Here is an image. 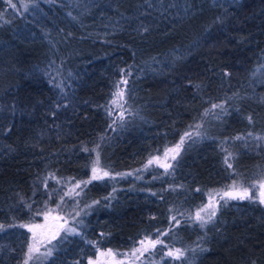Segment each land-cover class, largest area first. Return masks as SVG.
<instances>
[{
    "label": "trees",
    "instance_id": "obj_1",
    "mask_svg": "<svg viewBox=\"0 0 264 264\" xmlns=\"http://www.w3.org/2000/svg\"><path fill=\"white\" fill-rule=\"evenodd\" d=\"M75 2L82 22L55 26L49 51L0 2V264L23 263L21 225L40 220L47 177L86 180L95 154L111 173L135 170L188 132L160 176L90 182L80 235L60 237L43 264H88L146 238L163 243L142 264H264L260 202L221 201L203 227L191 218L264 170V0Z\"/></svg>",
    "mask_w": 264,
    "mask_h": 264
},
{
    "label": "rangeland",
    "instance_id": "obj_2",
    "mask_svg": "<svg viewBox=\"0 0 264 264\" xmlns=\"http://www.w3.org/2000/svg\"><path fill=\"white\" fill-rule=\"evenodd\" d=\"M0 2H2V4L4 3L5 10H12L15 13V16L19 18V21L22 24V28H25L23 30L26 31V27H27V33H28L27 38L29 39V42L32 43L35 41L37 42L43 40L44 44L47 47V51H49L50 48L52 49V46L53 47L55 46V44H53L54 42L51 44V42L55 38L54 35L55 26L63 25L66 27L70 25V23H81L83 20V16L72 14L73 12L71 13V10H69L68 8L69 4L76 3L75 0H0ZM12 5H15V7H12ZM80 7L81 6H77L74 9ZM83 12H88V10H85ZM27 24L28 26H26ZM33 26L34 27L39 26V27L37 29H34ZM8 48L9 46H5V45L2 47V49L5 50ZM52 68L54 69L55 67L52 66ZM53 71H51V73ZM60 74L61 73L59 72L56 75H53L52 77L53 81L56 82L57 87H60L63 80ZM0 81L1 82L5 81L3 75H0ZM114 100L118 102V100L120 101L121 99L115 97ZM117 102L114 103L115 109L118 108V105H116ZM118 117L121 118V112L118 113ZM188 133L191 134L190 137L193 136L192 132H188ZM182 137L184 138V142L189 138V136L186 135H183ZM181 138L176 144L166 148L162 154L150 158L149 160H153L152 164H149L148 163L149 160H148L143 166L135 170H122L119 172L111 173L104 166H102L99 160V165H98L99 174L102 175L103 172H107L108 175L104 176L102 179H92L93 176L92 168L94 166V162L97 159V154H95L89 178L86 180L71 182L69 180H62L59 178L57 179L55 177H51L50 179L47 177L43 181V183H46L48 180H52L53 184L56 185V187L52 191V193L50 194L47 193L48 194L47 197L43 199L42 202L43 206L41 207V211H40V220L36 222L24 224L29 226L40 225L41 227L37 229V232L40 234V238L44 241L43 244L38 245L39 252L34 254V257L29 261V264H43L55 252L56 241L60 237L80 235V231L78 229V225L81 223L80 217L88 207L87 203L84 204L82 203L81 193L83 189L90 182L99 181V180L100 181L110 180L118 183L121 180H128L131 182V179L137 182L140 181L146 182L149 181L150 179L156 178L157 176H160L166 171L165 168L161 167L160 165L164 163H168L171 164L172 166L174 161L176 160V159L173 160L172 156L175 155L177 158L178 155L180 154L184 142L178 150L169 151L167 157H165V151L169 149H176V146L181 143ZM157 157L159 158L158 161L154 159ZM170 168H168L167 170H169ZM86 181H90V182L87 184L83 183ZM261 182H264V170H262L258 174H255V176L252 177V180L247 184L242 185V183L238 181L232 182L227 189L208 195L204 205H202L199 209H197L192 214L191 218L193 219V221L198 222L195 220V214L198 211H200V209L203 208L205 205L209 204L210 197L213 198L212 203L215 205L216 213L218 211L219 203L224 200L253 199L259 202L258 197L262 191V189L259 187ZM43 183H42L43 185L42 187L45 186ZM77 183H80L79 188L76 187ZM233 184H235V191L237 192L242 193L244 189H247L248 197L244 199H239V198L229 199L227 197H224V199H221V196H223L224 192L228 191L230 186H232ZM52 194H55V201L52 204H50L51 203L50 196ZM201 215L205 216V219H207L206 213L202 212ZM57 217L59 219H57ZM24 228L29 232V244H28L29 246L33 242L32 241L33 233L30 232L27 227ZM67 229H75V232H68L66 231ZM53 233H58V234L56 235L55 239H51V242L49 243L48 241ZM150 240H156V239H150ZM156 246H158V244ZM156 246L154 248H151V246H149L150 251H144L142 254L137 252L135 256L133 255V249L141 248L142 246L140 242L133 249H129L125 251H115L112 249L110 250H112V252L116 254L115 255L116 261H123V264H142L144 256L149 255L156 248ZM49 249H51V255H47ZM108 250L109 249L97 250L96 257L91 260L93 261V264H97V262H100V264H109V262L112 259L111 257L100 256L101 252H107ZM170 250L168 249L165 251V256L173 258L172 256L167 255V253ZM174 250L176 249H173L172 251ZM25 258L26 257H24V260ZM22 264H24V261Z\"/></svg>",
    "mask_w": 264,
    "mask_h": 264
},
{
    "label": "snow or ice",
    "instance_id": "obj_3",
    "mask_svg": "<svg viewBox=\"0 0 264 264\" xmlns=\"http://www.w3.org/2000/svg\"><path fill=\"white\" fill-rule=\"evenodd\" d=\"M12 7H15V5H12ZM121 83H127V81H122ZM117 88H119V84L117 85ZM123 91L120 90V91H117L116 93H114V96L122 99L123 98ZM117 101L114 100L113 103H116ZM217 107H222V105H213V108H217ZM123 117V113H121V118ZM249 121L251 122V117L248 118ZM186 136H189L190 137V133H186L185 134ZM251 135V134H249ZM237 139H240V137H237ZM184 142V138L182 137L181 138V143L178 144L176 146V149H169V150H166L165 151V157H167L168 155V152L169 151H176L180 148V146L183 144ZM87 151V149H85ZM231 154H229L230 156ZM155 160L158 161V157L157 158H154ZM172 159L175 160L176 159V156L173 155L172 156ZM229 161V157H226L225 158V163L228 165L229 168L232 167L231 163L228 162ZM149 164H152L153 163V160H149L148 161ZM98 165H99V156L97 155V159L96 161L94 162V166L92 168V172H93V176H92V179H102L104 176H107L108 173L107 172H103L102 175L99 174V169H98ZM161 167L165 168V170L167 171L168 168L171 167V164H168V163H164V164H161L160 165ZM90 181H86V182H83L85 184L89 183ZM76 187L79 188L80 187V183H77L76 184ZM259 187L262 189L258 199H259V202L264 204V182H261ZM224 197H227L229 199H236V198H239V199H244L246 197H248V190L247 189H244L243 192H237L235 191V184H233L232 186H230L229 190L228 191H225L223 196H221V199H224ZM212 197H210L209 199V204L205 205L203 208L200 209V211H198L196 214H195V220L200 222L201 226L203 227L204 224H206L207 222L211 221L215 216H216V208H215V205L212 203ZM227 201H225L226 203ZM204 212L206 213L207 215V219H205V216L201 215V213ZM57 219H59L57 217ZM175 219V218H173ZM21 227H27L28 230L30 232L33 233V236H32V244H30L28 246V251L25 253V260H24V264H29V261L31 259H33L34 257V254L35 253H38L39 252V246L40 244H43L44 241L40 238V234L37 232V229H39L41 226L40 225H33V226H29V225H21ZM66 231L68 232H75V229H67ZM58 233H53L51 238L49 239V243L51 242V239H55L56 235ZM159 230L157 232V235L159 236ZM163 241L159 240V239H156V240H150V239H145V240H142L140 241V244H141V248H138V249H133V255L135 256V254L137 252L139 253H143L144 251H150V247L151 248H154L157 244H162ZM47 255H51V249L48 250L47 252ZM115 255L112 250H108L107 252H101L100 253V256L101 257H111V261L109 262V264H123V261H116L115 260ZM167 255L169 256H172L174 259H179L183 256V252H181L179 249H176L174 251L170 250ZM89 264H93V261H89ZM97 264H100V262H97Z\"/></svg>",
    "mask_w": 264,
    "mask_h": 264
}]
</instances>
